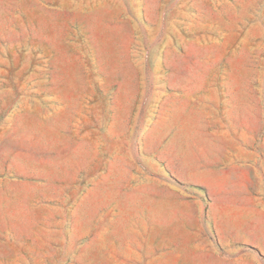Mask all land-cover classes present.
Returning <instances> with one entry per match:
<instances>
[{
	"label": "rangeland",
	"instance_id": "rangeland-1",
	"mask_svg": "<svg viewBox=\"0 0 264 264\" xmlns=\"http://www.w3.org/2000/svg\"><path fill=\"white\" fill-rule=\"evenodd\" d=\"M252 196L264 0H0V264H264Z\"/></svg>",
	"mask_w": 264,
	"mask_h": 264
},
{
	"label": "crops",
	"instance_id": "crops-1",
	"mask_svg": "<svg viewBox=\"0 0 264 264\" xmlns=\"http://www.w3.org/2000/svg\"><path fill=\"white\" fill-rule=\"evenodd\" d=\"M250 199L253 200V205H250L249 206V211L251 212H257L260 208H258L256 206V197L255 196H252L250 197ZM212 213H215V208H212ZM249 218L252 220L250 223H249V227L252 228L255 226V218L253 215H250ZM257 218L258 220H261L262 223H263V230L261 229L260 231H258L256 233V235H254V237H251L250 238V241L251 242H254V243H264V209H260L259 210V215H257ZM257 227H259V224H256ZM249 232H252V231H249Z\"/></svg>",
	"mask_w": 264,
	"mask_h": 264
}]
</instances>
